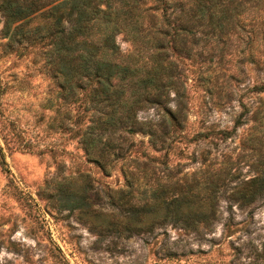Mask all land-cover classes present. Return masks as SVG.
<instances>
[{
  "label": "rangeland",
  "instance_id": "374dc122",
  "mask_svg": "<svg viewBox=\"0 0 264 264\" xmlns=\"http://www.w3.org/2000/svg\"><path fill=\"white\" fill-rule=\"evenodd\" d=\"M259 23L240 20L195 43L164 101L135 111L141 131L116 132L127 153L110 155L106 172L82 143L94 115L84 91L71 97L59 87L47 41L27 39L17 23L8 28L0 10V264H264V198L247 206L231 198L255 175L259 146L264 150L257 136L264 132V91L254 89L264 83ZM116 42L121 54L132 48L122 33ZM146 129L162 150L149 145ZM127 154L167 165L157 163L154 173L126 162ZM156 176L169 194L178 183L210 221L190 228L168 219L152 231L138 221L129 233L128 210L157 186ZM70 193L83 194L85 204L65 205Z\"/></svg>",
  "mask_w": 264,
  "mask_h": 264
},
{
  "label": "trees",
  "instance_id": "16d2710c",
  "mask_svg": "<svg viewBox=\"0 0 264 264\" xmlns=\"http://www.w3.org/2000/svg\"><path fill=\"white\" fill-rule=\"evenodd\" d=\"M0 10L8 28L17 23L15 30L27 39L47 41L50 72L59 87L71 97L78 88L84 91L94 115L82 143L88 156L106 172L110 155L117 158L127 153L118 141L124 136L116 137V132L141 129L135 111L146 103L164 101L166 92L176 87L179 63L196 54L195 43L205 42L215 30H230L240 20L264 21V0H2ZM29 20L36 22L24 31L22 26ZM119 33L132 45L127 54L120 53L116 42ZM5 35L11 37L12 32L8 30ZM254 89L264 91V83ZM170 115L174 125H182L174 113ZM169 124L166 121L165 130ZM144 132L150 135V146L163 149L153 140L151 130ZM209 133L198 132L196 136L208 137ZM219 134L228 137L231 132L219 130ZM257 136L264 139V132ZM127 155L126 162L152 172L157 163L167 165L164 159L157 162L150 154L144 158ZM254 167L255 175L231 192L233 201L241 206L264 198V150L260 146ZM127 173L132 180L138 179L131 170ZM144 178L149 182L147 176ZM161 182L156 176L157 186L128 210L129 233L136 229L129 224L138 221H144L149 231L168 219L190 228L210 221L208 215L195 212L191 198L178 183H172L169 194ZM84 198L83 194H66L65 205H83Z\"/></svg>",
  "mask_w": 264,
  "mask_h": 264
}]
</instances>
